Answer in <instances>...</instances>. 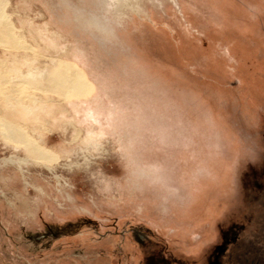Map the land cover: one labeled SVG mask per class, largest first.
<instances>
[{
    "label": "rangeland",
    "instance_id": "rangeland-1",
    "mask_svg": "<svg viewBox=\"0 0 264 264\" xmlns=\"http://www.w3.org/2000/svg\"><path fill=\"white\" fill-rule=\"evenodd\" d=\"M0 119L49 151L0 125V264H206L264 171V0H0Z\"/></svg>",
    "mask_w": 264,
    "mask_h": 264
},
{
    "label": "flooded vegetation",
    "instance_id": "flooded-vegetation-1",
    "mask_svg": "<svg viewBox=\"0 0 264 264\" xmlns=\"http://www.w3.org/2000/svg\"><path fill=\"white\" fill-rule=\"evenodd\" d=\"M256 180L255 192L249 198L251 202L241 211L242 221L220 229V235L209 243L206 264H264V171ZM132 233L133 238H138L145 264H171L164 256L165 247L161 242L149 236L142 240L135 230ZM48 234L44 232L45 236Z\"/></svg>",
    "mask_w": 264,
    "mask_h": 264
},
{
    "label": "bare ground",
    "instance_id": "bare-ground-1",
    "mask_svg": "<svg viewBox=\"0 0 264 264\" xmlns=\"http://www.w3.org/2000/svg\"><path fill=\"white\" fill-rule=\"evenodd\" d=\"M56 83L60 84L61 80H57ZM0 125L2 126V136H4L6 139L11 140L14 143H19L28 146L31 153L34 154V156L36 157L39 158L49 157V151L44 147H41L34 140H32V138H30L28 134L19 126L12 125L7 121H4L3 123V119H0Z\"/></svg>",
    "mask_w": 264,
    "mask_h": 264
}]
</instances>
